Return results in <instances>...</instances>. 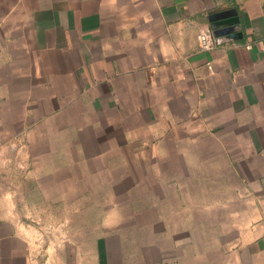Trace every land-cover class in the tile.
<instances>
[{
    "label": "crops",
    "instance_id": "obj_1",
    "mask_svg": "<svg viewBox=\"0 0 264 264\" xmlns=\"http://www.w3.org/2000/svg\"><path fill=\"white\" fill-rule=\"evenodd\" d=\"M0 264H264V0H0Z\"/></svg>",
    "mask_w": 264,
    "mask_h": 264
},
{
    "label": "rangeland",
    "instance_id": "obj_2",
    "mask_svg": "<svg viewBox=\"0 0 264 264\" xmlns=\"http://www.w3.org/2000/svg\"><path fill=\"white\" fill-rule=\"evenodd\" d=\"M102 163L110 167L109 168L106 167L104 170H97V168L101 166V161H98V159L95 158H89L84 173L85 182L90 183L88 187L89 190H87L92 193L90 199L97 200L98 203L103 202V199L106 196V193L110 187L118 188L120 186L119 184H117L118 183L117 180L139 181L141 179L142 174L139 171L129 172V173L122 172V166H127L131 170L136 169L135 160L131 157H116V158L106 157ZM131 176H133V178ZM133 192H136V196L134 197V201H135L134 205H136L139 208L143 207L141 201V195H140L141 192L140 188L133 189ZM62 207L63 206L60 205H53V222H57L60 220V214H61L60 212ZM94 207L96 208L95 211L91 212L90 209H94ZM42 209L43 208H40V210ZM40 210L38 209V213ZM106 211L107 210L104 209V205L100 204L93 206L91 204H86L85 205L86 225L92 222L96 216L105 215Z\"/></svg>",
    "mask_w": 264,
    "mask_h": 264
},
{
    "label": "water",
    "instance_id": "obj_3",
    "mask_svg": "<svg viewBox=\"0 0 264 264\" xmlns=\"http://www.w3.org/2000/svg\"><path fill=\"white\" fill-rule=\"evenodd\" d=\"M211 28L215 43L228 42L237 39L239 24L237 18H232L230 12H220L210 16Z\"/></svg>",
    "mask_w": 264,
    "mask_h": 264
},
{
    "label": "built area",
    "instance_id": "obj_4",
    "mask_svg": "<svg viewBox=\"0 0 264 264\" xmlns=\"http://www.w3.org/2000/svg\"><path fill=\"white\" fill-rule=\"evenodd\" d=\"M197 40L200 51H209L215 46L213 32L209 26H205L200 30ZM209 68L211 69L210 66Z\"/></svg>",
    "mask_w": 264,
    "mask_h": 264
}]
</instances>
